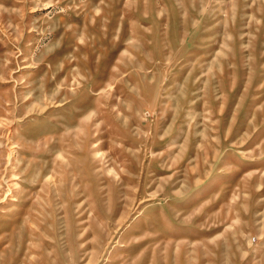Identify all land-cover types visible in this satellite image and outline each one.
<instances>
[{"label": "rangeland", "instance_id": "rangeland-1", "mask_svg": "<svg viewBox=\"0 0 264 264\" xmlns=\"http://www.w3.org/2000/svg\"><path fill=\"white\" fill-rule=\"evenodd\" d=\"M0 264H264V0H0Z\"/></svg>", "mask_w": 264, "mask_h": 264}]
</instances>
